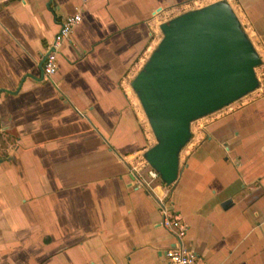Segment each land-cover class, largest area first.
Returning <instances> with one entry per match:
<instances>
[{"label":"crops","instance_id":"1","mask_svg":"<svg viewBox=\"0 0 264 264\" xmlns=\"http://www.w3.org/2000/svg\"><path fill=\"white\" fill-rule=\"evenodd\" d=\"M199 1L0 0V264H167L161 186L129 182L151 141L126 71L158 13ZM239 2L264 20V0ZM76 11L42 82L44 48ZM190 134L167 187L185 245L196 264H264V83Z\"/></svg>","mask_w":264,"mask_h":264},{"label":"water","instance_id":"2","mask_svg":"<svg viewBox=\"0 0 264 264\" xmlns=\"http://www.w3.org/2000/svg\"><path fill=\"white\" fill-rule=\"evenodd\" d=\"M158 30L161 37L129 88L155 141L141 158L169 187L190 124L253 92L261 61L225 0L183 12Z\"/></svg>","mask_w":264,"mask_h":264},{"label":"built area","instance_id":"3","mask_svg":"<svg viewBox=\"0 0 264 264\" xmlns=\"http://www.w3.org/2000/svg\"><path fill=\"white\" fill-rule=\"evenodd\" d=\"M88 0H76L78 5H83ZM81 20L78 11L64 16L58 24L57 30L51 40L46 44L40 62V80L48 82L52 79L57 70V54L60 45L71 34ZM145 168V170H143ZM128 177L130 185L135 190L151 192L156 185L161 186L162 195L155 198L157 211L159 214L158 226L164 229L171 237V245L164 251V258L167 264H196L195 255L185 245L187 228L183 220L175 212L169 202V193L167 187L155 183L158 180L157 175L146 164L140 162L137 166L128 168ZM144 172V173H143Z\"/></svg>","mask_w":264,"mask_h":264},{"label":"rangeland","instance_id":"4","mask_svg":"<svg viewBox=\"0 0 264 264\" xmlns=\"http://www.w3.org/2000/svg\"><path fill=\"white\" fill-rule=\"evenodd\" d=\"M206 1L207 0H201V1H199V3L189 2V3H187L186 6H177V7L171 8V9H166V10L161 11L160 13H158V15H156V18L158 20H163L164 22H166L169 19H171V18H173V17H175V16H177V15L183 13V12L189 11V9L190 8L192 9V7H196L198 5H202V4L206 3ZM229 1H230V3L229 2H227V3L230 5L232 11L236 15V17H237V19H238V21L240 23L241 29L243 30V32L248 37V39H249L250 43L252 44L255 52L257 53V55L260 58V61H261L260 65L257 66L254 69L255 78H256L258 83H264V49H263V47H261V42H264V39L258 38V37H264V20L263 19L260 20V17H257V16L253 17V18L250 17V15L245 12V10L247 9L248 5L247 4L244 5V3H245L244 1H243L244 3H242V2L240 3L239 0H229ZM203 6H205V5H203ZM249 18H251V19H249ZM154 37H155V44L150 49H148L147 52H144V51L139 52L136 55V57L134 58L131 66L129 67V69L126 71V74L128 75L127 86H129V83H130L131 79L141 69L143 63L146 61V59L148 58L149 54L151 53V51L154 49L155 45L159 41L161 35H160V32H159L158 29L156 30V32L154 34ZM149 42H150V40H148V43ZM127 88L129 89V87H127ZM256 89L253 92L249 93L248 95H251L252 93H254L256 91ZM129 94L134 97V95L132 94L130 89H129ZM248 95H246V96H248ZM243 99H244V97L241 98L240 100L232 103L231 105H229V106H227V107H225V108L213 113V114H216V113H218L220 111L227 110L231 106H233V105L239 103L240 101H242ZM139 110H140V121L142 123V126L145 128V131H146V133H147V135H148V137H149V139L151 141V146H152V145L155 144V141H154V139H153V137L151 135V132H150V130L148 128V125L146 123V120H145L140 108H139ZM213 114H210L208 116H211ZM208 116H206V117H208ZM204 118L205 117L192 122L190 124V129L193 130L194 127L196 126V124L199 123L200 121H202V119H204ZM2 138H4V137H2ZM5 149H6V147H4V145H3L2 147H0V152L5 150ZM140 162L142 163V165L146 164L142 160V158H140ZM143 170H145V168ZM155 183L161 184L159 179L156 180Z\"/></svg>","mask_w":264,"mask_h":264},{"label":"trees","instance_id":"5","mask_svg":"<svg viewBox=\"0 0 264 264\" xmlns=\"http://www.w3.org/2000/svg\"><path fill=\"white\" fill-rule=\"evenodd\" d=\"M3 136H6L5 138H2ZM11 136L10 135H8V134H1L0 133V147H2L3 145H4V142H5V139H8V138H10ZM6 158V156L5 155H0V160H4Z\"/></svg>","mask_w":264,"mask_h":264}]
</instances>
